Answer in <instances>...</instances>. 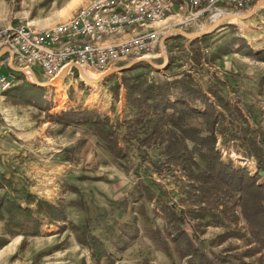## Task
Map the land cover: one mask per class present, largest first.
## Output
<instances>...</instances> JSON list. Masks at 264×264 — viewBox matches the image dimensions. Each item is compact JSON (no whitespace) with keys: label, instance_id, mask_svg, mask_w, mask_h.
I'll return each mask as SVG.
<instances>
[{"label":"rangeland","instance_id":"374dc122","mask_svg":"<svg viewBox=\"0 0 264 264\" xmlns=\"http://www.w3.org/2000/svg\"><path fill=\"white\" fill-rule=\"evenodd\" d=\"M94 1L0 0V16L6 25L49 28L68 22ZM239 23H224L196 39L175 34L165 41V69L140 62L89 85L77 71L54 83L34 66L39 81L51 83L37 87L0 53V75L11 82L0 93V199L16 200L41 224L36 235H25L30 223L20 229L8 226L7 216L0 219V264H185L195 252L197 262L204 253L213 264H264V250L246 256L249 248L258 246L243 237L249 234L239 210L236 219L196 218L185 192L188 178L180 168L169 170L157 162V147L139 148L138 142L125 140L127 124L138 116L136 106L128 102L127 87L190 75L217 113L225 115L226 137L218 134L217 143L222 161L245 167L264 182V159L259 162L255 155L258 151L264 156V62L255 56L264 49V1L254 17ZM155 55L147 59L164 65L160 49ZM134 61L142 59L102 73L87 72L97 80ZM178 96L175 92L174 98ZM195 106L200 114L189 123L205 129V106L200 101ZM72 112L82 114L80 124L66 125ZM97 117L107 125L99 129L89 124ZM102 128L113 133L122 159L109 151L100 137ZM159 185L165 190L158 191ZM170 205L182 209L194 228L179 240L174 236L183 230L177 221L182 214H174ZM228 231L235 236H224Z\"/></svg>","mask_w":264,"mask_h":264},{"label":"trees","instance_id":"16d2710c","mask_svg":"<svg viewBox=\"0 0 264 264\" xmlns=\"http://www.w3.org/2000/svg\"><path fill=\"white\" fill-rule=\"evenodd\" d=\"M255 56L264 62V49ZM127 92L128 102L136 106L138 116L133 123L127 124L130 132L125 138L126 142L130 140L138 142L139 148L146 145L150 148L157 147L160 150L157 162L168 165L169 170H172L173 166L180 168V171L188 178L185 192L191 205L196 209L198 214L196 218L204 219L210 215L222 220L223 215H231L233 219H236V213L239 210L249 234V237L246 235L243 237L248 243H255L258 246L254 249L249 248L246 256L253 257L262 252L264 250V182H259V174L251 175L245 167L236 168L222 161L217 143L218 134L226 137L222 126V121L226 120L225 115L217 113L215 105L190 75L172 82L129 86ZM175 92L179 95L176 98H174ZM198 101L205 106V111L202 113V116L206 118L205 129L197 128L189 123L191 118L200 114L195 106ZM81 115L72 112L68 115L69 121L66 125L80 124L82 118L78 117ZM84 115L89 116L90 113L87 112ZM245 123H247L246 119ZM89 124L99 129L107 125L101 122L100 117ZM100 132L102 133L100 137L108 143L109 151L118 159H122L120 155L122 151L114 147L117 140L113 133L103 128ZM141 134L146 137L141 139ZM147 152L146 155L149 154V151ZM255 155L259 162L263 161L264 156L259 155L258 151ZM164 188L163 185H159L158 191L165 190ZM149 189L155 196L153 189L151 187ZM170 206L174 214L177 211L182 214L177 217V221L182 224L183 230L178 229L180 232L174 236L175 240H179L187 232H194L185 212ZM6 216L8 226L23 229L28 228V225L24 224L28 222L31 227L25 229L27 231L24 234L38 233V227L41 224L33 218L29 208H23V205L16 200L0 199V219H5ZM62 218L66 221L65 215ZM173 226V223L169 225L172 234H174ZM73 228L76 231L79 229L74 225ZM224 236L232 237L235 234L228 231ZM187 240L192 246V240L190 238ZM195 253L185 264H213V261L204 253L199 254L200 261L197 262L194 257L198 254Z\"/></svg>","mask_w":264,"mask_h":264},{"label":"built area","instance_id":"2783aa9c","mask_svg":"<svg viewBox=\"0 0 264 264\" xmlns=\"http://www.w3.org/2000/svg\"><path fill=\"white\" fill-rule=\"evenodd\" d=\"M257 1L95 0L55 27L0 26V53L28 77L30 70L37 75L34 66L50 80L62 77L66 69L67 76L75 71L80 75L78 67L102 73L132 59L155 57L162 37L169 34L170 39L177 29L202 30L215 22L217 12H247ZM173 18L177 23L169 25ZM10 87L9 77L0 75V93Z\"/></svg>","mask_w":264,"mask_h":264},{"label":"water","instance_id":"95a60500","mask_svg":"<svg viewBox=\"0 0 264 264\" xmlns=\"http://www.w3.org/2000/svg\"><path fill=\"white\" fill-rule=\"evenodd\" d=\"M263 1L264 0H259V2L254 6V8L251 11L241 12V13H239V12L238 13H229V14H231L230 16L222 17L221 19L215 21L214 23L208 24L201 31L188 33V32H185L182 29H177L176 30V34L182 35L183 37H185L187 39H196V38H199L200 36L211 34V33L215 32L222 24H224L225 23L224 21L226 19L230 18L231 16H235V17L237 16V17H239L241 19H244V20H247V19H250V18L254 17V15L259 10L260 6L262 5ZM167 39H168V36H163L161 41H160L161 53H162L163 58H164V65H161V66L157 65V64H155L154 62H152L151 60H148V59H144L142 61H134V62L130 63L129 65L123 67V68H117V69H113V70H111L109 72H106L105 74L101 75L97 80H94L93 82L94 83H99L102 80H104L106 77H108L110 75H113L115 73H120V72L127 71V70L131 69L134 65H136V64H138L140 62H145L148 65H150L152 68L157 69V70L165 69L167 67L168 63H169V57H168V54H167L166 48H165V41ZM5 51L10 52L9 49H5ZM9 66L12 69H14L15 71H17L18 73H24V71L22 69L14 66L12 60H10ZM77 69H78V71H80L79 67ZM67 71H68L67 69L63 71L62 77L66 76ZM27 72H30V79H31V82L33 83V85H35L37 87H45V86H48V85L51 84L49 81L48 82H40L38 80L36 74L32 70L27 71Z\"/></svg>","mask_w":264,"mask_h":264},{"label":"bare ground","instance_id":"6f19581e","mask_svg":"<svg viewBox=\"0 0 264 264\" xmlns=\"http://www.w3.org/2000/svg\"><path fill=\"white\" fill-rule=\"evenodd\" d=\"M231 14H229L228 12H217L216 14H214L213 16H212V19L214 20V21H217V20H219V19H221L222 17H227V16H230ZM240 20L241 21H246V20H244V19H241V18H239V17H235V16H231L230 18H228V19H226L224 22L225 23H227V22H232V23H235V22H237V23H239L240 22ZM248 20V19H247ZM242 23V22H241ZM240 24V23H239ZM91 73L89 70H84V69H81L80 68V74H81V76H82V78H84V80L86 81V84L87 85H89V83H94L93 81V79L90 77V75H89V73ZM30 77V76H29ZM60 78H57V79H55V80H53L54 81V83L55 82H57L58 80H59ZM39 80V79H38Z\"/></svg>","mask_w":264,"mask_h":264},{"label":"crops","instance_id":"0c3cea01","mask_svg":"<svg viewBox=\"0 0 264 264\" xmlns=\"http://www.w3.org/2000/svg\"><path fill=\"white\" fill-rule=\"evenodd\" d=\"M71 12H72V11L69 12L70 15H71ZM1 16H2V15H1ZM1 16H0V26L8 24V23H6V21H4V18H2ZM9 23H10V22H9ZM36 76H37V75H36ZM37 78H39V77L37 76Z\"/></svg>","mask_w":264,"mask_h":264}]
</instances>
